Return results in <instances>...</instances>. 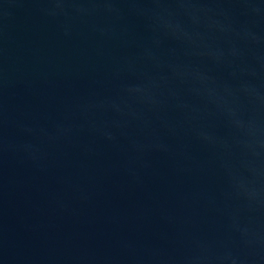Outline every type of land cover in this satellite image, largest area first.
<instances>
[{
    "label": "water",
    "instance_id": "water-1",
    "mask_svg": "<svg viewBox=\"0 0 264 264\" xmlns=\"http://www.w3.org/2000/svg\"><path fill=\"white\" fill-rule=\"evenodd\" d=\"M0 264H264V0H0Z\"/></svg>",
    "mask_w": 264,
    "mask_h": 264
}]
</instances>
